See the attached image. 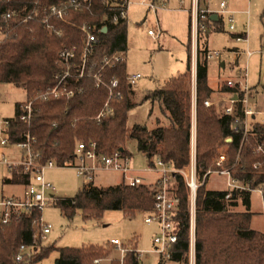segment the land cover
Masks as SVG:
<instances>
[{"label": "trees", "instance_id": "1", "mask_svg": "<svg viewBox=\"0 0 264 264\" xmlns=\"http://www.w3.org/2000/svg\"><path fill=\"white\" fill-rule=\"evenodd\" d=\"M62 0H15L13 4L3 5L1 9L25 5L31 8L37 4H54ZM112 0H91L78 11H70L66 21L53 19L51 23L58 32L49 33L46 23L41 19L12 22L13 31L0 42V83H9L23 89L26 97L38 90L55 84L53 75L59 71L56 52L62 44H79L81 31L69 22L98 23L104 14L108 17L116 9ZM42 16V15H41ZM42 18V17H40ZM69 21V22H68ZM220 22L211 19L206 22V30L201 33L195 76L196 108V175L201 183L196 189L195 198V240L194 264H264V231L250 228V191H234L228 199L225 189H206L208 177L202 182L204 173L215 169L214 164L219 149H226L224 167L230 169L234 178L254 189L264 185V123H254L250 133L243 137V126L239 122L233 129L230 116H219L215 107H206L212 89L208 85L207 59L205 47L209 31H219ZM0 21V25H4ZM126 25L120 21L112 24L107 21V30L98 33V42L89 57L85 75L77 80L75 86L80 93L73 97L36 100L34 112L28 122H21L17 116L19 102L15 103L14 115L9 120L7 134L10 143L22 140V133L29 132L35 138L33 150L39 152L40 161L54 159L57 163L72 158L77 141L95 142L97 150L111 154L118 150L131 157L123 146L133 140L137 151L143 154L149 166H154V158L174 169H182L190 163L191 142V69L190 36L186 51V72L169 78L165 84L146 92L141 103L154 104L166 119V125L148 127L133 124L128 126V112L133 104L128 102L129 85L126 81L125 52ZM189 28V25H188ZM116 52L123 54V61L113 68H106V76L118 78L117 89L122 98L109 100L112 112L97 120L95 117L107 99V90L96 88L90 74L101 68L102 59ZM94 64V66H93ZM223 90H229L226 89ZM150 115V114H148ZM158 123V121H157ZM230 138L229 141H226ZM262 145L259 152L255 149ZM11 176L3 178L5 184H27L28 174L21 167L9 169ZM171 192L178 198L177 210L173 215L177 240L170 250L169 261L187 263L190 249V202L188 190L180 173L174 174ZM238 199L245 207L242 212L232 211L238 206ZM264 199V193H263ZM54 205L61 213L71 218L81 211L84 219L98 217L107 210H122L128 215L135 212L152 211V194L141 184L129 187L122 182L107 187H96L85 182L77 194L71 198H57ZM39 210L12 215L7 223L0 221V264H35L57 252L58 264H140L139 252L132 248L126 251L123 259L115 257L111 263H94L95 259L105 258L116 250L112 243L83 247H56L40 245L32 256H24L19 261L15 256L21 244L34 242L33 219L39 217ZM159 258L157 264H162Z\"/></svg>", "mask_w": 264, "mask_h": 264}, {"label": "rangeland", "instance_id": "2", "mask_svg": "<svg viewBox=\"0 0 264 264\" xmlns=\"http://www.w3.org/2000/svg\"><path fill=\"white\" fill-rule=\"evenodd\" d=\"M148 1L152 2V0L145 2L143 0L128 1L126 73H140L141 75L132 86L134 93L130 94L128 91L127 100L133 104L128 112V126L133 124L148 127H154L157 124L166 125L167 121L157 105L154 104L152 107L149 102L141 103V99L146 92L162 87L169 78L186 71V47L189 40L188 25L191 0H189L190 5L187 9L182 7L178 0H154L153 2L158 5V8L152 9L146 4ZM221 1H225L231 8L236 10V13H234L235 30L228 31L227 23L223 19V27L219 31H209L207 35L208 48L220 51L221 54L207 60L208 83L215 86L216 82L222 80H242L253 90L255 94L253 100L264 112V0H201L200 4L207 2L210 8L218 9ZM163 3L165 7H159ZM149 30H152L154 35L148 34ZM240 30H245L247 36L245 40L237 41L235 34ZM235 47L238 48L239 52L233 50ZM247 52H250V54L248 55ZM221 62H224L223 68L220 67ZM190 86L191 136H194L196 142V108L193 105L195 97L191 79ZM25 98L26 95L23 89L9 83H1L0 120L13 117L15 103L22 102ZM257 119H264V114L262 116L258 115ZM123 146L131 154V167L145 178L143 180L145 184L143 185L152 194L157 180L156 176L160 175L158 169H148L151 166H149L147 158L137 151L135 141L128 140L124 142ZM225 149L222 146L219 151ZM3 158L9 162L17 163L21 160V150L13 143H8L6 146L0 145V199L5 195L21 197L25 184L3 183V178L8 177L10 174L8 165L3 161ZM188 168L189 165L178 170L183 173L180 174L188 190L190 211H192L191 205L194 207L193 245L190 243L187 255V263L194 264L196 193L194 202L191 203L190 192L184 175ZM45 177L53 184L57 198L75 196L86 182L84 178L76 175L72 167L47 168ZM121 178L118 172L101 171L96 173L92 184L98 188L107 187L116 185ZM225 180V176L212 173L208 176L205 188L226 189ZM173 186L174 180H171L168 187L171 190ZM250 193V210L253 212L251 228L264 231L263 199L257 191H251ZM230 209L242 212L245 207L238 199V206ZM148 212L138 211L133 215H128L122 210H107L98 217L84 219L81 211H77L71 218H68L61 213L58 206H47L42 209L41 221L49 223L51 230L41 246L54 245L56 247L74 248L90 245L100 246L110 243L111 238H117L125 249L134 248L139 252L140 264H157L160 256L153 250V237L159 231V226L144 221ZM56 257L57 252L52 251L47 257L35 264H56ZM115 257H120L118 248L105 258L98 260L99 263H111ZM161 262L162 264H182L165 259H162Z\"/></svg>", "mask_w": 264, "mask_h": 264}, {"label": "built area", "instance_id": "3", "mask_svg": "<svg viewBox=\"0 0 264 264\" xmlns=\"http://www.w3.org/2000/svg\"><path fill=\"white\" fill-rule=\"evenodd\" d=\"M14 1L15 0H0V21L5 22L4 25H0V42L7 38L9 33L13 31L12 22L16 21L24 23L27 20L38 18L41 19L43 23L47 24L46 27L49 33L58 32L54 27V24L51 23V20L58 19L67 22L66 17L69 15L70 11L80 10L81 7L89 4L91 0H62L51 5L35 3L31 8H26L23 4L1 9L3 5L13 4ZM106 1L107 0H104L105 3ZM200 1L201 0H191L189 8L191 58L190 79L194 97L196 91L195 76L197 54L200 43L199 37L201 33L206 30V22H209L211 20L210 16L215 13L221 21H223V19L226 21L228 31L235 30L233 11L228 9L225 1L219 3V8L216 12L210 11L206 7H202ZM146 4L149 8H158V5L153 1H148ZM111 5L116 8L114 9V12L109 17L107 14H104L98 23L83 22L81 24H76L68 21L72 26L78 27L81 31L79 44H62L58 48L56 52V62L59 71L53 75L56 81L55 84L48 86L45 89L38 90L33 96L26 97L25 100L20 102L19 113L17 116L19 121L26 123L30 120L34 112L33 104L36 100L47 101L51 98H65L68 100L73 97L76 92H81V90H78V87L75 86V83L79 78L86 74L85 69L89 57L93 54L95 44L98 42V33L107 30V21L112 24H117L120 21L127 22L128 1L112 0ZM159 7L164 8L165 4L163 3L159 5ZM148 34L154 35V32L149 30ZM235 39L237 41L245 40L246 36L236 35ZM247 54L249 55L250 52H247ZM219 55V51L209 50L206 52V59H212ZM123 59L124 57L121 52H116L111 56H105L102 59L101 68L90 74L96 88H104L107 90V99L95 117L97 120L112 112L109 104V100L112 97H117L119 99L122 98V94L117 89L119 84L118 78L115 75L109 77L106 76L105 69L113 68L118 62L123 61ZM140 76V73L126 74V81L129 88L135 84ZM225 85L230 91L229 97L219 98L214 101L208 98L204 101V105L206 107H215L216 113L219 116H230L233 119L234 125L232 128L234 130L237 129L236 124L241 122L243 126V137H245L250 133L252 128V125L248 123V118H251L256 113V107L253 101L254 92L242 80H227ZM193 105H195V103ZM0 124L2 125L0 127V145L6 146L10 143L7 134L9 126L8 118L0 120ZM229 140L230 138L226 141ZM34 142L35 138L32 137L29 132L22 133V140L13 143L21 150V160L14 163L3 158V161L8 165L9 169L21 167L23 172L28 174V183L25 184L21 197L13 196L0 199V221L2 223H7L12 215L30 213L32 210L36 209L41 213L43 208L54 205L56 199L54 192L55 188L45 177V170L47 168L72 167L75 170L76 175L84 178L86 182H92L96 173L100 171H109L120 173L122 183L126 186L135 187L145 184L143 177L131 167V158L118 150L111 154H103L97 150L95 142L77 141L72 158L66 159L62 163H57L54 159H48L41 162L39 152L33 150ZM190 144V163L189 168L184 175L190 192L191 203H193L196 189L201 183L197 181L196 176L194 136H191ZM261 148L262 145H258L255 150L259 152ZM225 161L226 155L224 151H220L214 162L216 168L207 170L203 175L202 182L205 177H208L212 173H217L226 177V199L230 197L232 192L242 190L250 192L257 191L263 199L264 185H258L254 189L249 188L248 185L234 178L229 168L223 166ZM152 168H157L160 175L156 180L152 192L154 202L153 210L146 214L144 221L146 223H155L159 226V231L154 234L153 237V250L159 254L161 259L168 260L170 250L177 240L173 215L177 210L178 205V198L171 192L168 184L173 180L175 173L182 172L162 163L159 158H154V166ZM193 208V205H191L190 243L192 245L194 231ZM32 227L34 229V242L30 245H20L15 256L16 261H19L24 256H32L51 230V225L49 223L41 221V214L39 217L33 219ZM110 243L117 246L120 252L119 259L122 260L128 249H125L118 239H112ZM94 262L99 263V260L97 259Z\"/></svg>", "mask_w": 264, "mask_h": 264}, {"label": "crops", "instance_id": "4", "mask_svg": "<svg viewBox=\"0 0 264 264\" xmlns=\"http://www.w3.org/2000/svg\"><path fill=\"white\" fill-rule=\"evenodd\" d=\"M127 1H129V0H127ZM144 2L145 1H147V0H143ZM152 1H154V0H152ZM179 2V4L182 6V7H185V9H187L188 7H189V0H178ZM129 3V2H128ZM165 3V2H164ZM208 3L207 2H204L202 5H203V7H206L208 10H210V11H213V12H216L218 9H214V8H210V6L209 5H207ZM227 4V3H226ZM201 5V6H202ZM227 7H228V9L229 10H231V11H233V14L234 13H236V10L235 9H233V8H231L228 4H227ZM128 8V7H127ZM127 17H128V12H127ZM210 17H212L213 18V20L214 21H218V22H220L219 24H217V25H214L213 27H215V26H220L221 28L223 27V21H221L219 18H218V16H217V14H212ZM235 35H245V36H247L246 35V31L245 30H240L238 33H236ZM127 41V40H126ZM201 44H202V40H201V42H200ZM126 44H127V42H126ZM205 47L208 49V51L210 50L209 48H208V40H207V43L205 44ZM233 50L235 51V52H239V50H238V48H233ZM243 51H245V50H243ZM220 52V51H219ZM220 54H221V52H220ZM220 67H224V62H221L220 63ZM186 72V71H185ZM128 74V73H127ZM132 74V73H131ZM180 74V73H179ZM207 76H208V65H207ZM141 77V76H140ZM227 80H231V79H227ZM227 80H222V81H218V82H216V85L215 86H212L210 83H208V85H209V87L212 89V92H211V94H210V96H209V99L210 100H212V101H214V100H217V99H219V98H227V97H229V95H230V91L229 90H223V89H225L224 87H226V85H225V82L227 81ZM232 80H234V79H232ZM1 84V83H0ZM3 84V83H2ZM220 84V85H219ZM158 88V87H157ZM226 89H228L227 87H226ZM129 93L130 94H133L134 92H133V90H132V86L129 88ZM254 96H255V94H254ZM254 99V98H253ZM23 101V100H22ZM254 101V105H255V107H256V113L251 117V118H248V123L249 124H251V125H253L254 123H264V119H262V120H260V119H257V116L258 115H263L264 114V112L259 108V106L257 105V102L255 101V100H253ZM19 103L21 102V101H18ZM11 118V117H10ZM150 169H152V167L151 168H149V170ZM153 169H155V168H153ZM101 172V171H100ZM11 176V173L8 175V177L7 178H9ZM159 176V175H158ZM158 176H156V178H158ZM143 177V176H142ZM143 180H145V178L143 177ZM122 182V178H121V180L117 183V184H119V183H121ZM145 182V181H144ZM250 195H251V193H250ZM15 197V195H11V196H2L1 198H4V197ZM250 206H251V199H250ZM250 212L252 213V217H253V212L250 210ZM252 217H251V219H252ZM250 228H251V222H250ZM259 231V230H258ZM112 239H117V238H111L110 239V241L112 240Z\"/></svg>", "mask_w": 264, "mask_h": 264}, {"label": "water", "instance_id": "5", "mask_svg": "<svg viewBox=\"0 0 264 264\" xmlns=\"http://www.w3.org/2000/svg\"><path fill=\"white\" fill-rule=\"evenodd\" d=\"M210 19H213L212 17H210ZM56 264H58L57 262H56Z\"/></svg>", "mask_w": 264, "mask_h": 264}]
</instances>
